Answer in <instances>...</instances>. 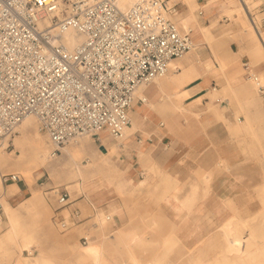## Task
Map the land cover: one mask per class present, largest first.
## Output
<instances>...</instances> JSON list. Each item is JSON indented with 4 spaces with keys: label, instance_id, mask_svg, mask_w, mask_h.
<instances>
[{
    "label": "crops",
    "instance_id": "obj_1",
    "mask_svg": "<svg viewBox=\"0 0 264 264\" xmlns=\"http://www.w3.org/2000/svg\"><path fill=\"white\" fill-rule=\"evenodd\" d=\"M252 1H169L175 5L171 19H192L184 30L193 50L172 60L166 77L140 91L122 142H113L108 133L99 136V141L109 139L99 147L117 162L122 195L113 187L93 197L71 199L68 194V205L53 209L52 221L62 233L83 227L78 242L99 250L102 264L188 260L189 254L176 258L174 253L155 252L161 247L190 250L200 245L232 215L223 201L237 203L260 182L256 160L261 154L256 151L264 149V142H255L253 136L254 126L262 122L264 101L258 93V97L249 93L242 78L245 65L264 73V63L257 62L260 52L243 34L247 21L251 24L252 5L260 0ZM237 5L248 17L241 22ZM257 8L264 13V1ZM250 63H256L255 69ZM2 184L0 198L10 205L31 195L26 184L4 180ZM13 184L17 191L9 189ZM0 215L3 221L1 199ZM59 222L67 223V228ZM99 222L108 230L106 235L96 232ZM152 238L160 245H147ZM39 262L47 264L44 259ZM70 262L93 264V259L77 254Z\"/></svg>",
    "mask_w": 264,
    "mask_h": 264
},
{
    "label": "built area",
    "instance_id": "obj_2",
    "mask_svg": "<svg viewBox=\"0 0 264 264\" xmlns=\"http://www.w3.org/2000/svg\"><path fill=\"white\" fill-rule=\"evenodd\" d=\"M169 1L132 0L123 10L118 0H0V142L28 116L54 154L83 136L122 139L136 91L164 77L193 46L170 18ZM70 30L83 36L74 49L63 43ZM244 76L264 101V82L247 65ZM54 194L59 207L68 205L67 192Z\"/></svg>",
    "mask_w": 264,
    "mask_h": 264
},
{
    "label": "rangeland",
    "instance_id": "obj_3",
    "mask_svg": "<svg viewBox=\"0 0 264 264\" xmlns=\"http://www.w3.org/2000/svg\"><path fill=\"white\" fill-rule=\"evenodd\" d=\"M263 1L264 0H260L258 2L257 0H253L252 2L258 3L252 5V9L249 13L254 16L253 19L255 24L259 29L262 39L264 40V31H262L260 27L262 19L264 18V13H258L256 11L258 9L257 7L262 4ZM172 20L174 21L173 18ZM247 25L248 26L245 25L246 28H244L245 31L243 34L245 36L249 35V37L253 39L251 42L253 43L254 48H256L261 55V59H258L257 62L261 61L264 63V47L257 38L256 32L249 21H247ZM193 48L191 50H193ZM233 50H236L235 45H233ZM255 64L250 63L253 69H255ZM221 68H223V64L221 65ZM255 73L260 77L261 81L264 82V73H260L258 71ZM166 75L164 77H166ZM242 78H244L250 86L249 93L258 97L252 82L246 79L245 76ZM159 79H156L155 81H158ZM144 88L145 87H142L136 91L137 97H140V91ZM244 89L245 88H243V90ZM243 92L246 93L247 91ZM262 107V122H260V125L257 123L254 126L255 130L253 137L255 142H264V125L262 124L264 123L263 104ZM20 127H18L16 133L11 138L0 142V159H2V161L0 160V194H2L3 191L1 189L4 179L2 178V175L17 174L20 179L17 183H20L21 185H28L31 189V195L18 203H11V205L4 200L3 197L0 198L4 209V217L2 224L0 225V264H31L34 261V256L41 254L43 257L42 259L51 264H70L71 255L77 254L90 255L92 259H94L95 256L84 251L85 247L92 246V244H89L88 246H81L78 242L79 236L85 233L82 226L74 227L62 233L60 228L52 221L53 209L57 205V197H55L54 190L67 192L71 199L80 195L93 197L97 194H101L102 192H108L110 187H113L114 190L116 189L115 192L118 195H122L118 190V184L122 174L118 168L117 162L113 158V155H109V153L106 155L107 150L104 146H99L104 144L109 139L113 142H122L127 134V128L125 129V135L122 139H114L110 136L109 139L105 138L99 141L96 137L83 136L74 142L62 146L59 149L57 156L55 158H48L45 163H40L31 158L25 163L24 160L26 155L24 154V150L27 149L26 146L28 145V142H32L36 135L41 136L46 141V146L51 153L55 147L49 141L48 137L40 132L37 120L29 119L23 124L22 128L28 137V142L23 141L19 132ZM70 152L72 153V157L67 156ZM256 152L261 154L259 157L260 159L256 160L260 170L258 172L260 182L254 188L251 195L241 199L237 203L234 202L232 214L240 218L255 217L254 221L251 223V229L259 235V233L264 231V213H260V210L263 208L261 177L264 174V149L257 150ZM103 159L107 160L103 161ZM1 162L5 164L3 165ZM97 166L99 170H97ZM23 167L24 171H22ZM104 170L107 171L104 172ZM8 183L11 182L8 181ZM9 189L17 191L18 188L16 184H13L9 187ZM34 196L38 199L37 208L30 212L22 211L20 206L29 198ZM224 204L227 207L232 206V203L227 204L226 200L224 201ZM11 217L17 218L15 223L19 230L28 233L35 232V241L37 243L32 246V254H29L27 250L20 252L19 240L9 236L7 230ZM102 223L104 222L102 221ZM106 231L108 230H104L103 226H100L99 222L96 232L100 233V235L101 233H105L104 235H106ZM221 235L219 226L218 231L212 233L207 240L200 245L192 247L190 250H182L176 246L173 247L174 250H172V247H161L159 250L157 249L155 253L158 252L164 255L174 253L176 258L182 254L190 255L188 260L180 262L175 261L174 263L168 264H242L236 255L224 256L226 254V247ZM257 240L263 243L260 237H258ZM150 241L152 244L148 241L147 245L156 247L160 245L154 238L150 239ZM260 246L263 247L264 244H261ZM95 252L101 256V252L96 248ZM143 263L167 264L162 261ZM253 263L264 264V255H260Z\"/></svg>",
    "mask_w": 264,
    "mask_h": 264
},
{
    "label": "bare ground",
    "instance_id": "obj_4",
    "mask_svg": "<svg viewBox=\"0 0 264 264\" xmlns=\"http://www.w3.org/2000/svg\"><path fill=\"white\" fill-rule=\"evenodd\" d=\"M131 1L132 0H118V3H119L120 8L124 10V9H126L127 6L131 5ZM228 1L231 2V0H228ZM237 6H238V8H236V10L239 11L240 13H242V16L240 17V20H239L241 22V21H243V19H247L248 17L246 18V14H244L245 12H244L242 6L241 5H237ZM171 16L172 15H170V17ZM191 21H192V19L190 18V19H188L186 21L178 20L177 22H175V21L174 22L177 24V26L180 29V31L184 32L186 24H188V22H191ZM255 32H256V34L258 36L259 41L261 42L262 46L264 47V40L262 39V36L260 35L259 32H258L259 33L258 34L256 30H255ZM82 41H83V36L78 34L75 30H70V31L66 32L63 35V43L69 49H74ZM192 48H193V46H192ZM191 49L188 52H190ZM184 56H182V57H184ZM218 72H219V70L215 74H217ZM248 80L251 81L250 79H248ZM129 117H130V115H129ZM29 119L30 120H32V119L36 120V118L34 116H28L18 126V127H20L22 125L20 127V129H19V132H20V135H21L23 141H27V142L29 140H28V137L25 134V132H24L22 127H23V124ZM130 122H131V120H130ZM18 127H17V129H18ZM109 136H111V135H109ZM26 148L27 149L24 150V152H25L24 154L26 155L25 160H24L25 163L30 158L34 159V160H36V161H38L40 163H45V161L48 158H50V157L55 158L57 156V153H55V154L53 153L54 150L52 151V153L48 150V148L46 146V141L41 136H37L36 135L35 139L32 142H30V143L28 142V145L26 146ZM67 156L68 157H72V153L71 152L68 153ZM0 160L2 161V159H0ZM1 163L3 165L5 164L3 162H1ZM0 166H1V164H0ZM100 169H102V168H100ZM22 171H24V167H23ZM106 171L107 170H104V172H106ZM106 174H108V173H106ZM15 175H17V174H15ZM110 176H111V174H110ZM107 179H105V180H107ZM12 183H15V182H12ZM261 186H262V196H263L262 197L263 208L260 210V213H264V174L261 177ZM1 189L3 190V186L2 185H1ZM37 200L38 199L35 196L29 198L26 202H24L20 206V209H22V211H24V212H26V211L30 212V211L34 210L35 208H37ZM226 202H227V204L232 203V206L231 207L229 206V208L232 210L233 209V205H234L233 200L232 199H226ZM68 215H69V213H68ZM16 219L17 218H15V217H11L10 218L9 227H8L7 232L9 234V236L19 240V242H20L19 251L20 252H22L23 250H27V252L32 254L31 253L32 246L35 243H37L35 241V232L28 233V232L19 230L18 227L16 226V223H15ZM254 219H255V217H253V218H240V217H237L236 215L232 214L224 223H222L220 225V232L222 234L221 236H222V238L224 240V244H225V247H226V251H225L226 254L224 255L225 257H226V255L227 256L236 255L238 257V260L240 262H242V264H254L253 262L260 255H264V252H263L264 251V246L263 247L260 246L261 244H264V241H263L264 240V231L259 233V235H258L255 231H253L251 229V223L254 221ZM258 237L261 238L263 243H261V241L257 240ZM84 251H86L88 254H91V255L95 256L94 259H93V264H102V262L100 261L101 256L98 255L97 252H95V248L93 246L85 247ZM42 258H43L42 254L34 256V261L31 264H40L41 262H39V261H41ZM261 258H262V256H261ZM43 264H46V263L43 262Z\"/></svg>",
    "mask_w": 264,
    "mask_h": 264
}]
</instances>
